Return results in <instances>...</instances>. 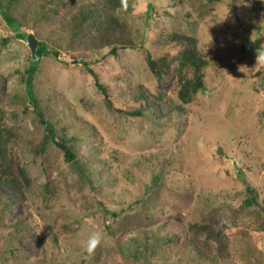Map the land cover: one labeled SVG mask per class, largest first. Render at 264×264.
Wrapping results in <instances>:
<instances>
[{
  "label": "rangeland",
  "instance_id": "obj_1",
  "mask_svg": "<svg viewBox=\"0 0 264 264\" xmlns=\"http://www.w3.org/2000/svg\"><path fill=\"white\" fill-rule=\"evenodd\" d=\"M33 2L28 0L24 7ZM150 3L155 7L152 15ZM132 6L129 19L136 27L143 31L151 22L147 43L106 56L96 70L111 86L118 107L144 106L134 99L142 83L160 90L164 118L111 111L84 67L72 60L65 64L45 57L42 83L60 93L71 131L88 128L83 154L92 147L100 149L117 175L112 190L126 206L144 193L154 172L162 174L158 196L165 213L158 217L159 226L148 234L124 226L111 236L101 219L90 213L88 188L81 191L76 172L62 156L56 153L43 166L21 150L30 176L29 200L22 202L0 184V247L4 238L11 239L13 225L26 216L30 235H18L14 246L19 256L0 253V264H92V253L81 241L97 230L104 235L98 250L175 237L177 244L158 250L155 264H210L184 245L180 224L211 217L233 224L231 255L219 264H264V0H134ZM161 27L198 36L208 56L205 92L194 96L184 112L171 101L178 90L176 71L157 78L146 62L148 53L160 56L179 49L153 45ZM31 33L0 14V104L6 108L11 95L25 88L33 51L26 43L28 35H23ZM9 120L13 123L10 116ZM20 125L24 132L32 128L28 118ZM172 159L181 164H169ZM115 253L107 264H128Z\"/></svg>",
  "mask_w": 264,
  "mask_h": 264
},
{
  "label": "trees",
  "instance_id": "obj_2",
  "mask_svg": "<svg viewBox=\"0 0 264 264\" xmlns=\"http://www.w3.org/2000/svg\"><path fill=\"white\" fill-rule=\"evenodd\" d=\"M27 1L0 0V14L17 29L32 31L38 42L25 69V88L11 95L9 108L0 104V184L7 189L6 193H12L27 204L30 176L22 164L20 151L23 150L33 163L43 166L57 153L76 172L81 191L85 192L88 188L86 197H90V213L101 219L111 236L124 226H129L133 232L148 234L147 231L159 226L158 217L165 213L164 203L159 201L158 196L164 185L162 174L154 172L151 183L144 185V193L127 206L124 201L117 199L112 190L117 183V175L101 157L97 147L89 148L87 155L83 154V143L90 139L88 128L83 126L81 132L71 131L60 93L55 88L46 89L42 83L41 64L45 57L65 64L69 60L77 62L89 74L97 93L111 111L126 117H142L149 112L151 116L162 119L164 108L159 107L163 99L160 90L142 83L134 99L144 106L118 107L111 86L102 80L96 70V64L108 56H116L122 49H137L145 45L151 22H146L141 31L129 19L134 0H34L31 5L24 7ZM149 6L148 13L152 15L151 11L154 12L155 7L151 3ZM158 33L159 36L153 41L154 46H178L179 49L176 53L167 52L160 56L148 53L146 62L157 78L176 71L178 90L171 101L177 103V111L184 112L194 96L205 92L208 56L196 35L170 27H161ZM7 41L4 40V45ZM26 118L32 126L29 132H24L20 125ZM174 162L176 165L181 164L177 159H172L169 164ZM182 165L185 171L186 166ZM247 202L251 203V198H247ZM27 219V216L21 218L13 225L9 231L11 239H3L5 243L2 249L0 247V253L19 256L14 241L23 232L30 235ZM131 221H134L132 225ZM113 223L116 226H112ZM180 227L183 229L184 245L191 247L204 261L219 264L231 255V222L211 217L206 221L181 223ZM0 238L3 235L0 234ZM39 239L35 237L34 241L38 243ZM166 244H177V240L171 237L166 242L159 243L156 240L155 243L133 248L131 244L122 246L120 243L116 249L113 246L98 250L97 247L89 261L92 264H107L108 258L116 252L115 256L128 264H155L153 258L159 257L158 250Z\"/></svg>",
  "mask_w": 264,
  "mask_h": 264
},
{
  "label": "clouds",
  "instance_id": "obj_3",
  "mask_svg": "<svg viewBox=\"0 0 264 264\" xmlns=\"http://www.w3.org/2000/svg\"><path fill=\"white\" fill-rule=\"evenodd\" d=\"M117 11H119V9H117ZM103 240L104 235L101 231H92L88 234L86 239L81 241V245L88 253H92L101 245Z\"/></svg>",
  "mask_w": 264,
  "mask_h": 264
},
{
  "label": "water",
  "instance_id": "obj_4",
  "mask_svg": "<svg viewBox=\"0 0 264 264\" xmlns=\"http://www.w3.org/2000/svg\"><path fill=\"white\" fill-rule=\"evenodd\" d=\"M26 43L32 48L33 54L35 53L37 47H38V42L34 37V34L31 33L28 35L26 38Z\"/></svg>",
  "mask_w": 264,
  "mask_h": 264
}]
</instances>
